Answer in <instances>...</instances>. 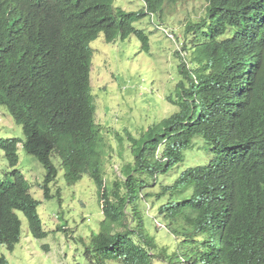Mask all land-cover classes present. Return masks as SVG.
<instances>
[{
  "label": "trees",
  "instance_id": "obj_1",
  "mask_svg": "<svg viewBox=\"0 0 264 264\" xmlns=\"http://www.w3.org/2000/svg\"><path fill=\"white\" fill-rule=\"evenodd\" d=\"M128 12L116 0H0V106L25 139H0L12 171L0 180V245L13 251L22 220L35 239L47 236L40 201L19 165L18 145L46 170L45 196L57 178L58 155L69 185L88 175L98 190L104 220L86 254L97 264H264V0H207L204 16L186 24L182 81L168 98L178 111L139 137L125 131L133 161L124 180L107 183L111 145L96 120L91 44L134 35L150 14L164 19L183 0H141ZM210 146L204 166L189 167L158 194L144 193L159 176L176 173L196 138ZM160 204L158 218L146 199ZM148 215L175 238L160 246L147 230ZM163 219V223L159 218ZM0 264H9L0 256Z\"/></svg>",
  "mask_w": 264,
  "mask_h": 264
},
{
  "label": "rangeland",
  "instance_id": "obj_2",
  "mask_svg": "<svg viewBox=\"0 0 264 264\" xmlns=\"http://www.w3.org/2000/svg\"><path fill=\"white\" fill-rule=\"evenodd\" d=\"M116 5L128 12H137L144 7L141 0H116ZM206 6L207 0H183L162 20L147 16L135 23L134 26L149 37V52L142 49L141 42L134 35L124 41L107 43L101 34L91 44L94 50L91 82L96 120L111 145L106 166L108 184L124 180L122 168L133 161L130 143L125 138L119 142L116 134L126 137L125 131H128L139 137L150 126L178 111V107L168 100L175 98L176 87L182 81L181 60L177 52L191 68L190 53L182 49L184 32L188 22L204 16ZM12 138L24 140L23 128L5 107L0 106V139ZM185 154L186 160L176 173L159 176L157 182H150L151 186L144 193L156 195L162 185L174 182L187 168L208 164L210 146L198 137ZM18 155L17 169L25 175L32 186V194L40 201L38 212L47 236L33 238L26 218L20 214L21 240L13 251L0 245V256H4L9 264H97L95 258L86 254L93 234L99 232L104 220L95 183L84 175L76 184L69 185L61 159L54 155L51 159L58 169L57 178L49 185L51 196L46 198L43 185L47 174L43 164L36 156L26 153L22 144L18 145ZM11 171L5 153L0 149V180L12 178L9 176ZM154 199H146L142 208L145 213L149 210L158 218L160 204L154 205ZM158 220L163 223L161 217ZM145 223L160 246L168 247L170 253L175 250L176 240L168 231H159L148 215ZM152 264L163 263L154 261Z\"/></svg>",
  "mask_w": 264,
  "mask_h": 264
},
{
  "label": "built area",
  "instance_id": "obj_3",
  "mask_svg": "<svg viewBox=\"0 0 264 264\" xmlns=\"http://www.w3.org/2000/svg\"><path fill=\"white\" fill-rule=\"evenodd\" d=\"M153 16V15H152ZM163 31H165V33H166V29H163ZM167 36H169L168 34H167ZM171 38V37H170ZM171 39H173V38H171Z\"/></svg>",
  "mask_w": 264,
  "mask_h": 264
},
{
  "label": "clouds",
  "instance_id": "obj_4",
  "mask_svg": "<svg viewBox=\"0 0 264 264\" xmlns=\"http://www.w3.org/2000/svg\"><path fill=\"white\" fill-rule=\"evenodd\" d=\"M149 16L153 17L152 14H150Z\"/></svg>",
  "mask_w": 264,
  "mask_h": 264
}]
</instances>
